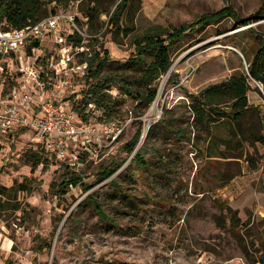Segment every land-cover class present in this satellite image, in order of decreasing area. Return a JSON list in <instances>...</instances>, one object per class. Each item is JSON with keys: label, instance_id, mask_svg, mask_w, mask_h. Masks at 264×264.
<instances>
[{"label": "rangeland", "instance_id": "obj_1", "mask_svg": "<svg viewBox=\"0 0 264 264\" xmlns=\"http://www.w3.org/2000/svg\"><path fill=\"white\" fill-rule=\"evenodd\" d=\"M37 1L42 19L51 10L83 14L90 0ZM120 1L101 0L98 8ZM226 7L251 17L249 26L264 36V0H132L133 32L112 30L101 15L92 29L89 23L91 52L84 59L103 46L109 62L100 78L111 76L113 86L143 93L138 72L126 67L132 35L153 26L168 32ZM236 28L225 19L170 46L173 63L151 104L112 87L107 108L85 107L84 91L95 80L70 81L65 106L79 117L84 113L101 134L91 155L76 150L77 161L58 162L32 132L10 137L0 147V264H264V143L257 141L264 137L262 93L250 80L253 109L242 135L227 120L210 131L197 129L186 97L247 72L262 40ZM20 68L19 61L0 58V99L22 79ZM110 122L123 130L114 140L99 130ZM139 129L140 142L129 153ZM136 154L145 164L132 160ZM108 169L116 172L102 179ZM71 177L80 180L56 187Z\"/></svg>", "mask_w": 264, "mask_h": 264}, {"label": "built area", "instance_id": "obj_2", "mask_svg": "<svg viewBox=\"0 0 264 264\" xmlns=\"http://www.w3.org/2000/svg\"><path fill=\"white\" fill-rule=\"evenodd\" d=\"M88 32L87 16L63 9L50 11L21 29L0 26V58L19 61L22 74L8 95H1L0 147L15 133L26 130L32 132L41 150L58 162L70 157L77 161L80 155L74 154L76 150L84 155L96 151L91 143L99 141L101 134L65 106L63 95L70 81H91L88 59H84L91 52ZM254 83L264 106L262 84ZM103 124L99 130L110 140L123 131L113 122Z\"/></svg>", "mask_w": 264, "mask_h": 264}, {"label": "trees", "instance_id": "obj_3", "mask_svg": "<svg viewBox=\"0 0 264 264\" xmlns=\"http://www.w3.org/2000/svg\"><path fill=\"white\" fill-rule=\"evenodd\" d=\"M53 1L62 3L61 0H51L50 3ZM131 1L121 0L117 4H110L107 8L99 10L98 6L101 4V0H90L85 4L86 8L82 7L81 11L88 17L91 29L94 22L105 14L108 16V26L112 30L129 35L133 32L134 16L131 10ZM40 7L42 5L37 0H0V26L5 29H21L32 25L41 20L39 16ZM130 15L132 17H129ZM123 16L126 17L125 26L120 24ZM225 19L230 20L232 25L236 27H247L251 22V17L243 19L232 7H226L219 12L199 16L193 23L182 24L168 32H163L160 26H153L149 32L132 35L131 45L134 48V54L128 59L126 67L138 72L137 83L145 88L143 93H138L128 85L113 86L114 81L111 76L100 78L109 62V52L101 46L102 54L100 51H93V55L88 59V78L95 81L91 82L87 90L84 91L85 95L81 104L87 107L94 103L98 109L107 108L108 91L112 87H116L118 91L124 92L129 97L148 104L153 103L158 96V81L170 71L173 63L169 47L177 44L188 33L203 30L207 25L216 24ZM246 31L254 34L256 43L262 40V44L258 45L253 59L247 62V72L237 73L226 81L204 88L197 94H186L189 100L188 110L197 129L203 128L205 131H210L212 126L219 124L222 120H227L242 135L244 133L243 121L253 109L248 99L250 80L262 84L264 94V36L255 33L252 27H248ZM80 117L87 121L84 113ZM168 125L170 124H166V127ZM169 129L180 136L183 135V132L175 128ZM141 137L142 130L139 129L134 138L127 144V152L133 153L135 151ZM257 141L264 143V137L260 136ZM31 157H34L33 160L36 164H40L41 158L38 157L37 153ZM132 160L145 164L139 154H136ZM121 166L122 164H118L116 168L119 169ZM115 172V169L106 170L103 172L102 179L110 177ZM79 180V177H71L67 182L64 181L56 187L62 190L63 187L68 188L69 185H75ZM53 186L55 187V185ZM232 214V220L239 224L236 214Z\"/></svg>", "mask_w": 264, "mask_h": 264}, {"label": "water", "instance_id": "obj_4", "mask_svg": "<svg viewBox=\"0 0 264 264\" xmlns=\"http://www.w3.org/2000/svg\"><path fill=\"white\" fill-rule=\"evenodd\" d=\"M248 27H250V26L248 25L247 27H239V28H248ZM239 28L234 29V31L237 30V29H239ZM234 51H235V50H234ZM235 52L238 54L237 51H235ZM239 55H240V54H239Z\"/></svg>", "mask_w": 264, "mask_h": 264}, {"label": "crops", "instance_id": "obj_5", "mask_svg": "<svg viewBox=\"0 0 264 264\" xmlns=\"http://www.w3.org/2000/svg\"><path fill=\"white\" fill-rule=\"evenodd\" d=\"M249 102H250V100H249Z\"/></svg>", "mask_w": 264, "mask_h": 264}]
</instances>
